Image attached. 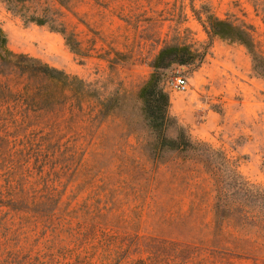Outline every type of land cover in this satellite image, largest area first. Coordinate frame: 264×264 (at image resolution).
Segmentation results:
<instances>
[{
	"label": "rangeland",
	"instance_id": "rangeland-1",
	"mask_svg": "<svg viewBox=\"0 0 264 264\" xmlns=\"http://www.w3.org/2000/svg\"><path fill=\"white\" fill-rule=\"evenodd\" d=\"M39 2L65 36L0 0L8 49L75 75L100 95V125H87L77 141L84 151L66 193L79 218L70 226L81 223L86 234L80 257L100 264L103 240L137 238L200 249L215 264H264V0H67V9ZM213 19L249 32L257 57L212 35ZM165 46L189 53L186 63L156 71L168 105L152 123L139 90ZM177 77L187 81L184 92L172 85ZM182 137L185 145L173 143ZM30 229L31 238L41 236L40 227ZM165 254L147 264L197 262Z\"/></svg>",
	"mask_w": 264,
	"mask_h": 264
},
{
	"label": "trees",
	"instance_id": "trees-1",
	"mask_svg": "<svg viewBox=\"0 0 264 264\" xmlns=\"http://www.w3.org/2000/svg\"><path fill=\"white\" fill-rule=\"evenodd\" d=\"M3 1L8 10L28 15L36 25H48L65 36V29L57 28L62 24L53 18L51 8H42L40 0ZM54 1L67 9V0ZM209 27L212 35L237 41L257 57L253 38L242 27L218 19L210 20ZM65 39L70 47L77 44L71 36ZM70 49L77 56L89 57ZM188 53L185 46H165L157 53L154 72L139 90L144 111L154 119L152 123L164 119L168 105L156 71L186 63ZM87 125H100L98 90L37 58L13 53L0 29V264H91L77 253L86 234L80 232L81 223L71 228L77 211L70 209L73 197L66 195L78 174L77 157L84 150L77 141ZM174 142L187 143L183 137ZM38 227L41 236L35 239L24 231L33 232ZM44 238L41 248L36 249ZM100 249V264H147L153 257L168 259L167 252L173 253L170 257L175 254L177 260H182L183 254L189 256L187 259L195 255L196 264H215L210 255L202 256L203 250L137 238L103 240Z\"/></svg>",
	"mask_w": 264,
	"mask_h": 264
},
{
	"label": "built area",
	"instance_id": "built-area-1",
	"mask_svg": "<svg viewBox=\"0 0 264 264\" xmlns=\"http://www.w3.org/2000/svg\"><path fill=\"white\" fill-rule=\"evenodd\" d=\"M174 89L179 92H184L187 88V81L184 77H177L172 83Z\"/></svg>",
	"mask_w": 264,
	"mask_h": 264
}]
</instances>
